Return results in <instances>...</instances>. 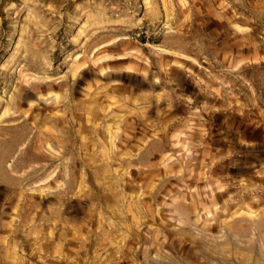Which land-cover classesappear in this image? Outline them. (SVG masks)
Instances as JSON below:
<instances>
[{
  "label": "rangeland",
  "instance_id": "1",
  "mask_svg": "<svg viewBox=\"0 0 264 264\" xmlns=\"http://www.w3.org/2000/svg\"><path fill=\"white\" fill-rule=\"evenodd\" d=\"M0 264H264V0H0Z\"/></svg>",
  "mask_w": 264,
  "mask_h": 264
},
{
  "label": "built area",
  "instance_id": "2",
  "mask_svg": "<svg viewBox=\"0 0 264 264\" xmlns=\"http://www.w3.org/2000/svg\"><path fill=\"white\" fill-rule=\"evenodd\" d=\"M139 34H136V35H133V36H131L133 39L136 37V36H138Z\"/></svg>",
  "mask_w": 264,
  "mask_h": 264
}]
</instances>
